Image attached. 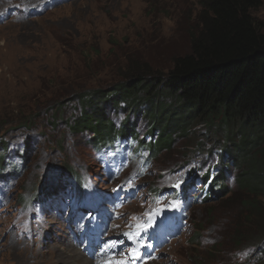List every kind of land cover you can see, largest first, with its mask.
I'll return each instance as SVG.
<instances>
[{
    "label": "rangeland",
    "instance_id": "rangeland-1",
    "mask_svg": "<svg viewBox=\"0 0 264 264\" xmlns=\"http://www.w3.org/2000/svg\"><path fill=\"white\" fill-rule=\"evenodd\" d=\"M200 11V0H0V264H80L71 244L93 264H131L124 235L181 203L185 226L143 264H264L262 245L251 243L254 196L223 157L221 134L199 125L170 149L102 151L89 131L70 127L79 90L121 81L133 66L166 71L188 52ZM251 13L264 22V0ZM105 112L116 125L129 119L144 145L155 140L144 114ZM257 202L264 210V197ZM86 203L99 206L94 246ZM110 247L115 258L104 260Z\"/></svg>",
    "mask_w": 264,
    "mask_h": 264
},
{
    "label": "trees",
    "instance_id": "trees-1",
    "mask_svg": "<svg viewBox=\"0 0 264 264\" xmlns=\"http://www.w3.org/2000/svg\"><path fill=\"white\" fill-rule=\"evenodd\" d=\"M260 4L200 0L201 29L192 35L188 52L176 55L166 71L133 66L121 81L79 90L81 114L70 127L89 131L102 151L129 145L133 151L150 146L155 152L170 149L176 136L187 138L197 126L207 125L210 134L222 135L223 157L231 155L236 180L254 196L248 205L257 210L259 235L251 243L264 250V210L257 202L264 197V22L251 13ZM107 107L144 114L155 140L144 145L134 124L126 119L116 125ZM209 177L207 171L203 181ZM223 177L221 170L213 176L212 192Z\"/></svg>",
    "mask_w": 264,
    "mask_h": 264
},
{
    "label": "bare ground",
    "instance_id": "bare-ground-1",
    "mask_svg": "<svg viewBox=\"0 0 264 264\" xmlns=\"http://www.w3.org/2000/svg\"><path fill=\"white\" fill-rule=\"evenodd\" d=\"M122 209V208H121ZM97 236L96 235H92L91 234V232L89 233V232H87V240H89L90 242H91V245L92 246H94V242H95V238H96ZM69 248H67L66 249V252H67V250H69L70 252H72V254H71V257H72V260H73V262L75 261V259H76V261H81V263L80 264H93L91 261H90V259L84 254V252H82V251H80L79 250V252H78V250L76 249V247L74 246V245H69L68 246ZM78 247V246H77ZM111 248V247H110ZM60 249V248H59ZM58 248L56 249V250H59ZM103 252V251H102ZM60 253V252H59ZM62 253V252H61ZM68 253V252H67ZM63 254V253H62ZM69 254V253H68ZM114 256V254L112 253V249H111V251H110V253H109V255H107L106 253H105V251H104V255H102V258H104V260H107V259H109V258H111V259H114L115 257H113ZM69 259V258H68ZM117 258H115V260H114V263L113 264H118V263H116L117 262V260H116ZM72 262V261H71ZM131 264H133V263H131Z\"/></svg>",
    "mask_w": 264,
    "mask_h": 264
}]
</instances>
